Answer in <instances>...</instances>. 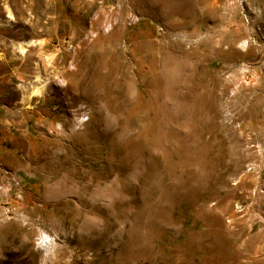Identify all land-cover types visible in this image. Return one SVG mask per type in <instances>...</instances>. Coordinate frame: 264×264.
<instances>
[{
  "label": "rangeland",
  "instance_id": "374dc122",
  "mask_svg": "<svg viewBox=\"0 0 264 264\" xmlns=\"http://www.w3.org/2000/svg\"><path fill=\"white\" fill-rule=\"evenodd\" d=\"M0 264H264V0H0Z\"/></svg>",
  "mask_w": 264,
  "mask_h": 264
},
{
  "label": "bare ground",
  "instance_id": "6f19581e",
  "mask_svg": "<svg viewBox=\"0 0 264 264\" xmlns=\"http://www.w3.org/2000/svg\"><path fill=\"white\" fill-rule=\"evenodd\" d=\"M33 44H34L33 42L27 43L28 46ZM21 51L24 52L25 48L24 47L21 48ZM46 86H47V81L41 78H38L34 83L22 86L23 98L29 102L34 98L41 97L45 91Z\"/></svg>",
  "mask_w": 264,
  "mask_h": 264
},
{
  "label": "built area",
  "instance_id": "2783aa9c",
  "mask_svg": "<svg viewBox=\"0 0 264 264\" xmlns=\"http://www.w3.org/2000/svg\"><path fill=\"white\" fill-rule=\"evenodd\" d=\"M7 212H11V210H7Z\"/></svg>",
  "mask_w": 264,
  "mask_h": 264
}]
</instances>
